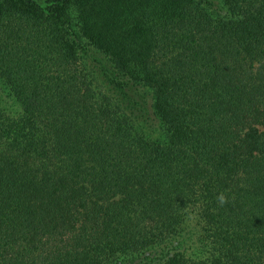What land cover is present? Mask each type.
I'll return each mask as SVG.
<instances>
[{
  "label": "trees",
  "instance_id": "1",
  "mask_svg": "<svg viewBox=\"0 0 264 264\" xmlns=\"http://www.w3.org/2000/svg\"><path fill=\"white\" fill-rule=\"evenodd\" d=\"M0 264H264V0H0Z\"/></svg>",
  "mask_w": 264,
  "mask_h": 264
},
{
  "label": "clouds",
  "instance_id": "2",
  "mask_svg": "<svg viewBox=\"0 0 264 264\" xmlns=\"http://www.w3.org/2000/svg\"><path fill=\"white\" fill-rule=\"evenodd\" d=\"M217 199H218V201H219V203H220L221 205L227 203V199H226V197H225L223 194H220V195L217 197Z\"/></svg>",
  "mask_w": 264,
  "mask_h": 264
}]
</instances>
